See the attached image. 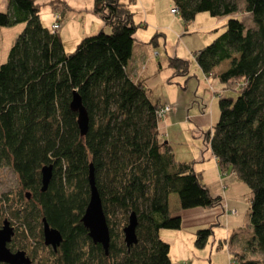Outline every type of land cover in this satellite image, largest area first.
<instances>
[{"label": "trees", "instance_id": "obj_1", "mask_svg": "<svg viewBox=\"0 0 264 264\" xmlns=\"http://www.w3.org/2000/svg\"><path fill=\"white\" fill-rule=\"evenodd\" d=\"M237 1L172 0V7L189 21L198 12L235 14ZM92 2V13L109 32L100 28L84 36L69 54L57 32L41 25L39 0H5V10H0V28L23 25L0 64V166L8 167L20 191L29 194L25 210L13 215L30 234L42 218L60 233L57 250L49 248L51 264H171L169 244L158 233L180 227L179 216L169 214V194L176 195L180 210L211 208L220 197L210 195L193 161H176L169 144L160 141L156 110L163 104L153 103L143 82L129 77L133 35L141 24L133 22L128 4ZM242 5L253 26L229 17L225 30L193 57L205 76L228 61L216 76L225 89L240 81L230 89L236 97H218L217 121L204 132L203 142L218 168L229 169L249 190L251 236L233 259L236 264H264L245 257L250 252L264 255V0H242ZM166 64L174 76H186L185 60L167 57ZM73 91L87 114L82 136L69 107ZM90 164L108 228L105 254L80 222ZM45 165L52 174L42 192L39 170ZM131 212L136 242L126 247L121 229ZM211 234L210 227L196 230L194 246L203 248Z\"/></svg>", "mask_w": 264, "mask_h": 264}, {"label": "rangeland", "instance_id": "obj_2", "mask_svg": "<svg viewBox=\"0 0 264 264\" xmlns=\"http://www.w3.org/2000/svg\"><path fill=\"white\" fill-rule=\"evenodd\" d=\"M59 1L65 3V5L62 7V3L39 0L41 5L38 15L41 25L49 28L50 23L54 21V12L59 14L60 19L57 25H59L61 31L58 32V29L57 34L61 39L64 52L69 54L74 51L76 43L81 38L95 34L99 29H94L92 23H90L91 30L89 29V12L86 11L89 7V0H71L69 3L67 0ZM121 2L128 4L129 10L133 12V22L141 24L140 28H137L134 32V44H146L148 53H144V55L148 57L151 54L153 57L152 66H154L155 72L149 73L148 66L146 69L149 77L146 86L150 91V100L153 103L158 102L170 106L169 111L165 114V116H170V121L166 120L164 126L159 129L161 141L169 144L172 155L178 161L190 162L194 160V165L198 167L200 165L198 160L203 154L204 158L201 162L206 163L207 166L211 165L213 159L208 150H205L206 144L203 142V134L212 123L217 121L219 112L217 108L218 97H236L237 91L230 89L238 88L240 81H232L227 84L226 89L222 88L224 86L214 77H210L207 82L199 67L195 64L192 55L196 50L207 46L212 39L225 30L223 24L229 17L238 18L246 28L253 26L251 17L243 10L242 0L237 1L238 12L235 14L212 17L207 12H198L189 21L182 20L179 14L172 15L170 13V8L173 5L172 0H121ZM54 3L58 6L56 11H54ZM76 3L82 8L79 11L76 10ZM5 6V0H0V10L4 11ZM22 26L21 23H17L0 28V64L5 62L8 48L14 42L17 33L23 28ZM151 38H153L152 41ZM174 56L187 62L188 71L186 76H171V70L166 65V59ZM157 64L160 65V72L158 73H156L158 70ZM166 99H168V103H166ZM163 118L161 117L159 122ZM211 171L208 173L213 177L215 174ZM221 190L222 187L214 184L211 192L213 195L214 192L215 195H219ZM24 194L25 191H20L19 184H17L16 175L8 167L0 166V226L2 221L7 219L14 231L7 245L9 250L12 252H15V250L25 251L32 257V264H51L53 260L49 257V248L43 245L41 225L30 234L27 229L19 225L20 220L13 215L14 210L21 209L22 212L25 210L27 200ZM240 200L242 202L239 204H243L245 208L241 211L237 208L236 213H240L245 220L247 219V213H245L248 210L247 202L242 196H240ZM170 207H172V200H170ZM234 213L235 210H232L231 215H234ZM238 222L240 221L237 220L236 224ZM210 227L212 234L207 238L205 246L203 248L194 246L195 250L202 255H197L200 261L195 260L193 263L224 264L226 258L224 251L226 248L221 241L224 237L223 231L218 224H211ZM161 230L174 231V229ZM186 238L187 235L184 232H182L179 240L171 238L173 241L170 249L172 259H179L180 254L185 251L187 245L192 241V239L187 241ZM218 239H220L221 245L216 243ZM245 257L264 261V255L258 252L245 253ZM226 261V264H236L234 260ZM181 263L182 261L179 260L174 262V264Z\"/></svg>", "mask_w": 264, "mask_h": 264}, {"label": "crops", "instance_id": "obj_3", "mask_svg": "<svg viewBox=\"0 0 264 264\" xmlns=\"http://www.w3.org/2000/svg\"><path fill=\"white\" fill-rule=\"evenodd\" d=\"M70 1L71 0H67L68 3ZM89 2H90L89 7L86 10L89 12V17H88L89 18V20H88L89 24L90 23L94 24V29L95 28L96 29L103 28V24L101 23V20L99 19V17L95 13H92V3H93L92 0H89ZM63 6L64 5H62V7ZM75 7L77 8L76 9L77 11L82 9L78 3H76ZM54 9H55L54 11H56L58 9V6H55ZM54 14H56V13L54 12ZM58 16H59V14H58ZM90 28H91V24L89 25V29ZM58 29H57L58 32H60L61 29L60 28H58ZM57 30H56V32H57ZM103 31L106 33V32H109V29L107 27L106 28L104 27ZM77 37H79V35H77ZM144 53H148L147 45L143 44V43L140 45H136L133 42L131 58H130V61L126 67H127L129 77L132 78L133 80H138V81L143 82L144 86L147 88L146 85H147V82L149 80V77L147 76L148 71L146 69L148 66V70L150 69L149 73H152L154 71V66H152V62H154V61H153V57L151 54H149V56L147 57L146 55H144ZM192 57H193V55H192ZM193 59H194V57H193ZM228 65H229L228 61L221 62L219 64V66L215 67L212 70V72L209 74V76L204 75V78L206 79L207 82L209 81L210 77H214L217 79L216 76L218 75V73H220V71H223L224 69H226ZM157 66H158V70L156 71V73L160 72V69H159L160 65L157 64ZM170 70H171V76L173 77L174 71L171 68H170ZM165 74L166 73L164 71V75ZM222 86H224V85H222ZM211 87H213V86H211ZM222 88H224V87H222ZM167 100L168 99H166L165 101H167ZM165 101H164V103H165ZM166 103H168V101ZM159 104H161V103H159ZM166 120L170 121V116L166 115L161 122L158 121L157 130H158L159 135H160L159 129H160V127L164 126V124L166 123ZM213 124L214 123H212L211 126ZM211 126L208 129H210ZM160 141H161V139H160ZM205 148H206L205 150H208L207 146H205ZM208 152H209V150H208ZM210 156L213 159L211 161L212 169H211V165L207 166L206 163L201 162V161H203V158H204L203 154L200 157V159L198 160L199 161L198 163L200 164V165H198V163H197L198 167H196L194 165V163H195L194 160H191V161L194 162L193 163L194 170L197 173H199L201 182L208 188L210 195L213 197L214 196L220 197V201L218 204H215L213 207L207 208V209L194 207L192 209H181L180 210L178 207V199L176 198V195L175 194L174 195L169 194V196L167 197L169 214L171 216H175V215L179 216V219L181 221L180 227L177 230H174L171 232L161 230L160 232H158L159 238L161 240H163L164 242H166L167 244H169L168 255H169V260H170L171 264H174V262L177 260H179L180 262L182 261L181 264H183V263L196 264V263H193V261H195V260L200 261V259L197 258V255L200 256L202 254L195 250L193 239H194L196 230L208 228V227H210L211 224H218V226L221 227V229L223 231L222 233L224 234V237L221 240L225 244V248H226L224 251L225 256H226V258L224 259V264H226L225 263L226 260L228 262L230 260L233 261L234 260L233 259L234 254L243 253V244H244L245 240L249 239V237L251 236V229L248 227V218H247L248 210H247V212L245 211V213H247L246 214L247 219H245V220L243 219V217L241 216L240 213H236L237 208H239L240 211L243 208H245L243 206V204H239L240 202H242V200H240V196H242L243 199L246 200L247 207H248L249 199H250L248 187H246V185H244L243 183H240L239 180L235 177L234 174H232V172L229 169L225 168L223 171H221L218 168L216 161H215V159L211 153H210ZM176 161H178V160H176ZM180 161H182V160H180ZM210 170H212L211 173L214 172V174H215L213 177H211V175L209 174ZM216 175H217V177H216ZM214 184L222 187V190H221L219 195H215V192L213 195V193L211 192ZM211 186H212V188H210ZM214 190H215V187H214ZM170 200H172V207H170ZM232 210H235L234 215H231ZM237 220L240 221V222H238V224H236ZM234 224H236V225H234ZM182 232H184L187 235V238H186L187 241H190L191 239H192V241L190 242V244L187 245L185 251L182 254H180L181 256H179V259H176V258L172 259L170 249L172 247L173 241L171 238H174V240L175 239L179 240L182 236ZM235 234H236V236L234 237L235 239L231 240L232 242H229V238ZM221 241H220V239H218L216 243L218 245H221V243H220ZM213 242H215V241H213ZM204 257H205V255H204Z\"/></svg>", "mask_w": 264, "mask_h": 264}, {"label": "water", "instance_id": "obj_4", "mask_svg": "<svg viewBox=\"0 0 264 264\" xmlns=\"http://www.w3.org/2000/svg\"><path fill=\"white\" fill-rule=\"evenodd\" d=\"M69 107L72 112L76 114V125L78 127L79 135L82 136L86 133L87 125V114L80 103V97L77 92L72 93ZM88 200L87 204L82 212L80 222L86 229L87 236L90 238L92 243H97L102 247L104 254L107 252V245L109 241L108 228L105 222L104 213H102L101 202L98 191H96L94 180H93V169L91 164L88 166ZM40 191H45L48 185V181L51 178V166L45 165L40 168ZM26 198L29 197L28 192L24 194ZM136 216L131 212L126 221V225L121 229L122 240L124 245L127 247L136 242ZM42 227V238L44 246H50L51 249L56 250V247L62 240L60 233L50 227L44 218L41 219ZM13 235V229L7 219L2 221L0 226V263L3 264H30V260L26 257L25 251L15 250L12 252L8 249L7 243L10 242V238Z\"/></svg>", "mask_w": 264, "mask_h": 264}, {"label": "built area", "instance_id": "obj_5", "mask_svg": "<svg viewBox=\"0 0 264 264\" xmlns=\"http://www.w3.org/2000/svg\"><path fill=\"white\" fill-rule=\"evenodd\" d=\"M170 13L171 14H177L178 12H177V9H175V8L172 7V8H170ZM58 21H59V16H58V14H55L54 15V21L50 24L52 30L56 31L59 28V25H57ZM169 109H170V106L168 104L161 105L156 110L157 111L156 112L157 117L159 119H161V117H163L166 114V112L169 111Z\"/></svg>", "mask_w": 264, "mask_h": 264}, {"label": "flooded vegetation", "instance_id": "obj_6", "mask_svg": "<svg viewBox=\"0 0 264 264\" xmlns=\"http://www.w3.org/2000/svg\"><path fill=\"white\" fill-rule=\"evenodd\" d=\"M41 232H42V229H41ZM13 234H14V231H13ZM13 236V235H12ZM41 236H42V233H41ZM11 239V238H10ZM7 245H8V243H7ZM44 245V244H43ZM8 247V246H7ZM46 247H48V246H46ZM58 247V246H57ZM56 247V248H57ZM48 248H50L51 249V247L49 246ZM9 249V248H8ZM53 250V249H52ZM57 250V249H56ZM56 250H53V251H56ZM25 254H26V257H28L29 258V260L31 261L30 262V264H32L33 263V261H32V257H30V255H28L26 252H25Z\"/></svg>", "mask_w": 264, "mask_h": 264}]
</instances>
